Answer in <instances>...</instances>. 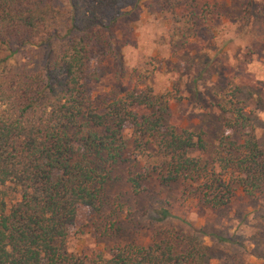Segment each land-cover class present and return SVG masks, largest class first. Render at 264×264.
Wrapping results in <instances>:
<instances>
[{"label":"trees","instance_id":"obj_1","mask_svg":"<svg viewBox=\"0 0 264 264\" xmlns=\"http://www.w3.org/2000/svg\"><path fill=\"white\" fill-rule=\"evenodd\" d=\"M55 1L0 0V264H208L209 248L195 229L158 232L147 246L107 254L70 251L78 208L100 214L115 166L127 167L136 196L152 182L161 190L180 186L185 198L223 210L238 193L264 194V142L252 116L228 97L218 105L215 144L178 132L165 123L168 95L136 71L130 87L93 99L92 66L127 0ZM159 1L170 11V45H185L192 15L184 20L176 3ZM34 49L44 51L36 69ZM21 53L24 63L14 65ZM158 213L159 220L172 218L164 206Z\"/></svg>","mask_w":264,"mask_h":264},{"label":"rangeland","instance_id":"obj_2","mask_svg":"<svg viewBox=\"0 0 264 264\" xmlns=\"http://www.w3.org/2000/svg\"><path fill=\"white\" fill-rule=\"evenodd\" d=\"M170 1L177 5V16L186 20L192 15L195 23L185 45H170V11L159 0H127L119 8L109 47L92 66L97 78L89 81V94L98 99L112 87H130L129 74L136 71L168 95L165 123L178 132L201 133L215 144L223 118L218 105L228 97L252 116L264 142V0ZM33 51L36 69L44 51ZM25 54L12 63L23 64ZM134 160L130 156L131 166ZM127 173L124 165L114 167L100 214L78 208L69 242L76 256L107 254L128 244L147 246L155 233L195 229L209 248L208 264H264V194L249 198L238 193L227 208L215 210L185 198L180 186L161 190L152 182L136 196ZM163 206L172 218L159 220Z\"/></svg>","mask_w":264,"mask_h":264}]
</instances>
